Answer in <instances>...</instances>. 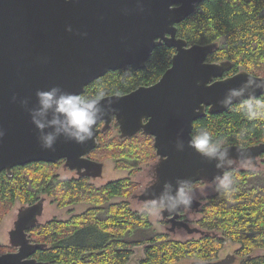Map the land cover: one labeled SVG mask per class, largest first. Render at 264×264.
<instances>
[{
	"label": "water",
	"instance_id": "water-1",
	"mask_svg": "<svg viewBox=\"0 0 264 264\" xmlns=\"http://www.w3.org/2000/svg\"><path fill=\"white\" fill-rule=\"evenodd\" d=\"M205 0H0V172L12 175L13 167L32 162L65 165L79 175L101 177L104 165L90 158L99 146V125L107 129L114 121L123 137L140 131L154 138L158 160L153 164L154 176L161 183L176 178L190 179L193 184L207 182L217 174L214 163H208L191 148L177 151L178 134L187 144L194 123L207 111L220 114L228 109L219 106L226 90L238 86L247 76H264L241 70L225 76L232 62L209 61L218 43L189 44L178 36L181 23ZM142 3L140 12L137 4ZM127 9V14H125ZM68 26L72 32L67 31ZM87 33V35H82ZM157 43L174 47L171 66L151 85H143L126 94L107 95L114 109L101 119L92 140L84 145L57 141L55 151L40 147L38 132L27 111L13 101L28 98L36 103L38 89L60 86L67 92L82 94L86 87L109 71L146 67ZM258 96L261 93H257ZM235 155L236 144H231ZM255 163L264 154V142L246 146ZM145 189V188H144ZM139 194L142 200L147 199ZM202 200L193 204L198 210ZM42 201L27 206L12 231L11 242L16 251L0 254V264H52L40 261L34 253L41 246L32 241L28 229L37 225ZM179 214L169 217L172 229L185 228L189 233L208 231L191 226ZM233 256L217 262L227 264Z\"/></svg>",
	"mask_w": 264,
	"mask_h": 264
},
{
	"label": "trees",
	"instance_id": "trees-1",
	"mask_svg": "<svg viewBox=\"0 0 264 264\" xmlns=\"http://www.w3.org/2000/svg\"><path fill=\"white\" fill-rule=\"evenodd\" d=\"M177 28L178 36L189 44L217 42L208 60L231 61L232 68L225 76L243 69L255 75L264 73V0H205ZM175 52L174 47L158 43L144 69L109 71L91 82L82 94L91 95L103 88L108 95H122L154 84L171 66ZM260 97L264 99V95ZM116 127L119 129L113 124L99 133V146L89 153L90 158L100 161L97 151L103 147L115 149L121 160L119 166L133 170L137 164L131 163L137 157L135 163L158 157L153 137L143 132L122 137L119 131V138L104 143L105 136ZM200 127L208 128L214 138L226 139L229 145H237L241 132L247 139L246 146L264 142V124L249 122L233 110L220 114L207 111L195 121L193 135ZM144 143L147 149L140 154L139 145ZM116 147L120 149L117 152ZM57 163L32 162L13 167L12 175L6 170L0 172V220L10 205L17 201L32 205L41 200L42 194L60 205L91 203L83 213L68 220L54 218L28 229L29 237L41 244L33 255L40 261L128 264L134 248L143 246L139 264H173L185 258L199 261L195 264L217 262L226 240H230L239 244L236 256L240 264H264V169L237 170L239 190L233 200L227 202L215 195L214 202L204 208L205 215L198 223L208 232L181 241L157 230L149 219L131 208L128 200H118L131 197L135 183L129 177L100 188L84 175L61 180L52 172Z\"/></svg>",
	"mask_w": 264,
	"mask_h": 264
},
{
	"label": "clouds",
	"instance_id": "clouds-1",
	"mask_svg": "<svg viewBox=\"0 0 264 264\" xmlns=\"http://www.w3.org/2000/svg\"><path fill=\"white\" fill-rule=\"evenodd\" d=\"M137 8L140 12L145 10L142 3H138ZM124 11L127 14V9ZM67 31L72 32V27L68 26ZM82 35L86 36L87 33ZM258 92L264 95V79L249 75L238 86L228 88L218 104L222 108L240 113L249 122L264 124V99L257 95ZM107 95L103 88L86 95L53 86L47 90L36 91L34 106H30L28 98L18 100V97L13 96L12 99L14 102L18 101L28 112L38 132L40 147L46 151H55L56 143L61 137L79 145L93 139L100 120L114 111V101L107 99ZM4 136L5 131L0 128V140ZM237 141L233 155L232 146L226 139L214 138L206 127L196 129L187 144L178 134L175 143L177 151L183 152L186 147L191 148L208 163H214L217 174L202 189H197L190 179L178 177L174 182L163 181L159 192L154 191L155 185L161 183L159 178L151 177L142 193L148 198L143 200L139 209L140 215L146 219L158 220L163 218L165 212L169 215L179 214L181 211L188 213L207 190L215 192L227 202L232 201L239 190L240 177L236 174L237 170H255L254 157L246 148L247 139L243 132L237 137Z\"/></svg>",
	"mask_w": 264,
	"mask_h": 264
},
{
	"label": "rangeland",
	"instance_id": "rangeland-1",
	"mask_svg": "<svg viewBox=\"0 0 264 264\" xmlns=\"http://www.w3.org/2000/svg\"><path fill=\"white\" fill-rule=\"evenodd\" d=\"M244 70V69H243ZM259 75V74H258ZM261 76H264V73H260ZM120 130L116 127L115 129H111L107 136H105L104 143L115 141L116 138H119L117 135ZM143 139V138H142ZM142 140L140 141V143ZM154 144V138H153ZM147 144H140L139 150L146 151ZM116 152L119 151V147H116ZM128 149V148H127ZM113 150L107 147L101 148L100 151L96 152V158L100 159L103 163V174L101 177L91 178L90 182L97 186L103 187L108 182L129 177L133 183H135V187L133 188V192L131 197L128 198H118V200L126 201L128 200L131 204V208L139 211L142 206L143 200L139 199V194L146 186V183L152 176V166L158 160L159 157L153 160H146L139 163H135L136 160L140 158L137 157L133 160L131 164H137L133 170H128L127 168H123L120 165V156L117 155ZM157 155V153H156ZM59 162V161H58ZM264 169V157L261 156L257 163H255V170ZM52 172L58 175L61 180H69L73 178H77L78 174L75 170H71L68 168L64 162L57 163L55 167H53ZM206 182L199 181L194 184L197 189H202L205 187ZM217 195L215 192L211 190H207L205 195L199 197V200H202V205L199 210H191L188 213H185L184 220L187 221L191 226H199V220L205 215V207L210 206L211 203L214 202L213 198ZM42 211L40 216L38 217V224L45 223L52 219L59 220H68L75 214L83 213L87 210L91 203L86 201H81L80 203H75L71 205H60L54 199L47 195L42 194ZM126 199V200H125ZM28 204L21 203L19 201L15 202L13 205H10L7 209V212L4 214L2 219L0 220V254L5 252H12L17 250L16 247L12 246L10 233L15 228L16 222L19 218V214L27 207ZM207 208V207H206ZM154 227L162 233L169 235L170 238L175 240L185 241L191 238H199L201 234L197 233H189L185 228L177 227L176 229H172L171 223L167 221L166 217L163 216L161 219H149ZM202 228V227H201ZM35 242V238L32 239ZM239 248L238 243L231 242L230 240H226L225 245L220 251L219 260H222L227 257V255L231 254L233 258L227 264H240V258L236 256V250ZM144 256V248L143 246H137L134 248V254L129 260L128 264H139L140 259ZM199 262L192 258H185L173 264H195Z\"/></svg>",
	"mask_w": 264,
	"mask_h": 264
},
{
	"label": "flooded vegetation",
	"instance_id": "flooded-vegetation-1",
	"mask_svg": "<svg viewBox=\"0 0 264 264\" xmlns=\"http://www.w3.org/2000/svg\"><path fill=\"white\" fill-rule=\"evenodd\" d=\"M157 44H158V43H157ZM166 45H167V44H166ZM128 69H129V68H128ZM137 88H138V87H137ZM130 92H131V91H130ZM113 124H117V122L114 121V122H113V123L107 128V129L111 128V127L113 126ZM104 125H105L104 122H102V123L99 125L100 132H101V131H105V130H107V129H103ZM117 125H118V124H117ZM118 127H119V125H118ZM119 130H120V128H119ZM100 132H99V133H100ZM140 132H143V131H140ZM140 132H138V133H140ZM138 133H137V134H138ZM143 133H144V132H143ZM144 134H145V133H144ZM98 135H99V134H98ZM120 135H121V131H120ZM135 135H136V134H135ZM121 136H122V135H121ZM122 137H123V136H122ZM97 140H98V137H97ZM59 162H64V164H65V159H62V160H60ZM100 162H101V161H100ZM152 172H153V169H152ZM77 174H78V173H77ZM78 175H79V174H78ZM84 176H86V175H84ZM152 176L154 177V172L152 173ZM88 177H89V176H88ZM144 188H145V187H144ZM144 188H143V189H144ZM138 197H139V196H138ZM139 199H141V198H139ZM141 200H142V199H141ZM32 205H33V204H32ZM29 206H30V205H29ZM200 207H201V206H200ZM191 210H192V209H191ZM193 210H196V209H193ZM193 210H192V211H193ZM198 210H199V209H198ZM41 211H42V210H41ZM40 213H41V212H40ZM185 213H186V212H182V213H181V216H180V218L183 219V220H184V215H185ZM39 216H40V214L38 215V217H39ZM163 216L166 217L167 221H169V217L166 216L165 213H164ZM38 217H37V220H38ZM169 222H170V221H169ZM170 223H171V222H170ZM171 227H172V225H171ZM182 228H183V227H182ZM173 230H174V229H173ZM12 231H13V230H12ZM12 231H11V233H12ZM11 233H10V238H11V235H12ZM12 246H14V247H16V248L18 249V247L15 246L14 244H12ZM15 251H16V250H15ZM10 252H11V251H10ZM5 253H6V252H5ZM2 254H3V253H2Z\"/></svg>",
	"mask_w": 264,
	"mask_h": 264
}]
</instances>
